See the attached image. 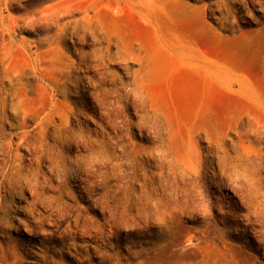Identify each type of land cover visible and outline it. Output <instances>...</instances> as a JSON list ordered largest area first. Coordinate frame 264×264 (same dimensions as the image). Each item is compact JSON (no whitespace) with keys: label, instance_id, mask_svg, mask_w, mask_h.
Returning a JSON list of instances; mask_svg holds the SVG:
<instances>
[{"label":"rangeland","instance_id":"rangeland-1","mask_svg":"<svg viewBox=\"0 0 264 264\" xmlns=\"http://www.w3.org/2000/svg\"><path fill=\"white\" fill-rule=\"evenodd\" d=\"M155 1L0 0V264H264V0Z\"/></svg>","mask_w":264,"mask_h":264},{"label":"bare ground","instance_id":"bare-ground-1","mask_svg":"<svg viewBox=\"0 0 264 264\" xmlns=\"http://www.w3.org/2000/svg\"><path fill=\"white\" fill-rule=\"evenodd\" d=\"M148 2V3H147ZM148 4V6L149 5H152V6H154V7H158V5H159V3L158 2H156L155 0H140V4L141 5H143V7L145 8V9H147V4ZM149 8V7H148ZM193 34V33H192ZM194 35V34H193ZM207 65V59L204 57L203 59H198V61L195 63V64H193L192 65V68H196V69H200V68H202V67H204V66H206ZM207 115H210V116H213V117H217L218 116V113L217 112H215L214 114H212V112H210V113H207ZM17 149V148H16ZM10 159H12V158H10ZM9 162V161H8ZM85 162V161H84ZM9 165V164H8ZM87 166V165H86ZM218 166V165H217ZM89 167V166H88ZM219 168V167H218ZM221 168H222V166H221ZM17 173V172H16ZM221 173V172H220ZM5 175V174H4ZM9 175V174H8ZM31 176V175H30ZM16 177V176H15ZM11 179H13V178H11ZM214 179V178H213ZM3 180V179H2ZM23 181H25V180H23ZM229 182V181H228ZM225 187V186H224ZM227 188V187H226ZM181 189V188H180ZM33 191V190H32ZM229 191H230V189H229ZM234 195V194H233ZM162 196V195H161ZM183 196V195H182ZM167 197V196H166ZM179 197V196H178ZM165 199V198H164ZM167 199V198H166ZM153 201V200H152ZM155 202V201H154ZM214 202V201H213ZM215 202H216V200H215ZM1 203V202H0ZM221 204V203H220ZM211 206V205H210ZM150 208V207H149ZM207 210H208V206H205L204 207V212H207ZM22 212V211H21ZM1 214V213H0ZM192 214V213H191ZM196 214V213H195ZM201 217V216H200ZM196 220H197V218H196ZM174 263V262H173ZM164 264V263H163Z\"/></svg>","mask_w":264,"mask_h":264}]
</instances>
